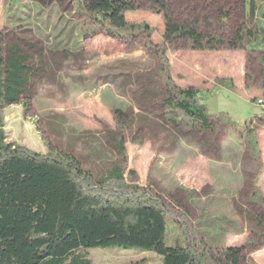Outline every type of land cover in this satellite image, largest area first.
<instances>
[{
  "label": "rangeland",
  "instance_id": "obj_1",
  "mask_svg": "<svg viewBox=\"0 0 264 264\" xmlns=\"http://www.w3.org/2000/svg\"><path fill=\"white\" fill-rule=\"evenodd\" d=\"M2 6L5 44L20 38L42 50L34 55L39 72L24 100L28 107L0 109L8 142L42 155L72 156L103 176L120 165L116 143L124 139L134 183L159 196L170 212V246L188 243L182 221L191 244L221 250L233 264H264V249L249 244L252 222L264 212L263 64L257 62L247 77L245 51L165 45L176 86L200 90L209 114L225 115L231 124L207 132L177 130L160 119V14L144 8L126 15L131 23L147 24L150 37L112 36L92 23L78 0H6ZM248 20L259 34L247 49L264 59V0H248ZM250 124L257 127L260 161L239 133ZM90 257L94 264H162L161 256L138 249L90 250Z\"/></svg>",
  "mask_w": 264,
  "mask_h": 264
},
{
  "label": "trees",
  "instance_id": "obj_2",
  "mask_svg": "<svg viewBox=\"0 0 264 264\" xmlns=\"http://www.w3.org/2000/svg\"><path fill=\"white\" fill-rule=\"evenodd\" d=\"M78 3L92 23L112 36L146 33L150 37L152 29L145 23L129 22L127 13L148 8L162 16L163 44L156 52L163 81L160 119L166 127L207 132L214 131L219 123L231 124L225 115L209 114L201 103L200 90L176 86L165 45L198 52L245 51L247 77L257 62L264 65L263 58L247 49V41L259 34L249 25L248 0ZM36 54L42 55L38 45L20 38L7 45L0 31V109L19 104L28 107L24 100L39 72L34 64ZM116 113L121 116V112ZM239 133L260 161L255 124ZM116 149L120 165L106 175L95 176L72 156L42 155L8 142L0 117V264H94L90 250L110 248L153 252L162 257V264H233L221 250L191 244L188 225L182 221L178 223L188 243L170 246V212L159 196L134 183L137 174L127 170L124 139L117 141ZM182 215L189 217L186 210ZM252 223L249 244L259 251L264 249V212Z\"/></svg>",
  "mask_w": 264,
  "mask_h": 264
},
{
  "label": "crops",
  "instance_id": "obj_3",
  "mask_svg": "<svg viewBox=\"0 0 264 264\" xmlns=\"http://www.w3.org/2000/svg\"><path fill=\"white\" fill-rule=\"evenodd\" d=\"M0 2H1V3H0V6H1V5L4 6V4L6 3V0H0ZM3 6H2V7H3Z\"/></svg>",
  "mask_w": 264,
  "mask_h": 264
}]
</instances>
